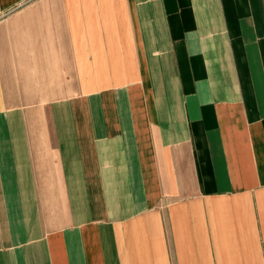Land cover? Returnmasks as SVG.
I'll return each mask as SVG.
<instances>
[{
    "label": "crops",
    "instance_id": "1",
    "mask_svg": "<svg viewBox=\"0 0 264 264\" xmlns=\"http://www.w3.org/2000/svg\"><path fill=\"white\" fill-rule=\"evenodd\" d=\"M0 264H264V0H0Z\"/></svg>",
    "mask_w": 264,
    "mask_h": 264
}]
</instances>
